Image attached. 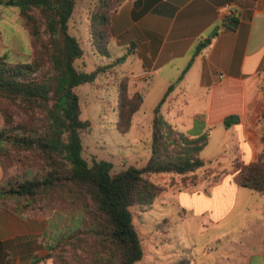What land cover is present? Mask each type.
I'll use <instances>...</instances> for the list:
<instances>
[{"label":"crops","instance_id":"obj_1","mask_svg":"<svg viewBox=\"0 0 264 264\" xmlns=\"http://www.w3.org/2000/svg\"><path fill=\"white\" fill-rule=\"evenodd\" d=\"M225 6L234 13L223 15ZM227 18L237 25H226ZM112 25V45L126 56L118 71L129 74L131 90L142 91L144 103L151 98L154 111L175 83L161 108L164 117L191 137L210 133L201 155L207 164L216 162L215 171L203 174L204 167L195 184L172 189L182 226L190 215L200 222L198 232H209L210 238L203 243L178 238L182 251L169 254L164 264H264V194L238 185L234 170L236 162L256 161L262 149L264 0H125ZM228 117L237 120L227 126ZM7 178L0 159V185ZM240 198L246 202L239 204ZM172 218L163 217L167 226ZM161 219L148 223L147 234L154 235V227L169 234ZM51 225L49 215L26 213L0 199V264H79L76 239L69 237L75 226ZM166 235L150 240L149 252L158 251L160 242L170 245ZM186 250H194L195 258L186 257ZM143 251L138 263L145 259Z\"/></svg>","mask_w":264,"mask_h":264},{"label":"trees","instance_id":"obj_2","mask_svg":"<svg viewBox=\"0 0 264 264\" xmlns=\"http://www.w3.org/2000/svg\"><path fill=\"white\" fill-rule=\"evenodd\" d=\"M124 1L97 0L89 13L90 43L101 57L112 58L115 33L112 20ZM76 4L77 0H0V5L17 11L32 49L31 60L25 63L12 62L7 56L0 55V97L22 113L17 122L9 107L0 109L3 120L0 159L6 172L7 143L27 153L25 158L28 160H34V156L40 159L39 166L26 164L23 180L10 181L8 186L0 185V199L3 203L8 199L26 213L49 212L46 214L49 217L58 215L66 219L67 212L54 209L52 213L44 212L42 206L36 205L39 201L48 202L57 194V199L82 208L79 209L81 212H72V217H68L77 221L75 233L69 237H75L81 231L97 236V243H90L85 237L79 241L98 245L97 253L90 256V264H136L144 251L131 206L140 190L155 186L146 175L173 173L183 177L184 185L195 184L197 171L207 165L201 153L209 142L210 133L191 137L164 117L161 108L175 87L173 83L153 111L151 153L145 166L131 165L113 172L111 161L94 157L89 162L84 156L86 149L82 136L91 123L81 118L77 89L84 83L95 82L107 66L99 65L93 71L76 66L75 62L85 54L80 38L69 30ZM229 24L236 26L237 20L227 18L226 25ZM197 53L198 50L195 55ZM125 58L124 55L111 59V66H119ZM130 81L129 74L121 73L116 103V127L121 134L131 129L135 115L144 103V93L132 91ZM260 88L264 93V81ZM236 120L228 117L225 124L230 126ZM261 141L258 159L247 164L236 162L234 170L238 185L264 194V132ZM86 215L94 219V225H89ZM61 235L66 237L65 229Z\"/></svg>","mask_w":264,"mask_h":264},{"label":"rangeland","instance_id":"obj_3","mask_svg":"<svg viewBox=\"0 0 264 264\" xmlns=\"http://www.w3.org/2000/svg\"><path fill=\"white\" fill-rule=\"evenodd\" d=\"M96 1L77 0L75 11L69 21L70 33L80 38L85 50L84 57L75 62L76 66L79 69L87 71H93L99 65L107 66L99 73L95 82L84 83L77 89L80 97L81 118L83 120H89L91 123L90 128L83 132L82 136L86 149L84 156L89 162H92L94 157L98 160L111 161L113 163V172H117L131 165L142 167L148 163L152 145L151 123L153 120V111L149 107L151 102V98H149L148 101H145L142 109L136 116V120H141V123L138 125L135 120L131 129L126 134H121L117 130V86L121 73L118 71V66H111V59L116 60L123 55V52L117 50L118 48L116 46L111 45L112 58L109 59L101 57L93 50L88 31V17ZM14 10L15 8L13 7L0 5V32L2 34L0 37V55L7 56L12 62L25 63L31 60L32 49L30 39L28 33L23 29V24L20 19L19 22L16 21L14 14H12V12H15ZM3 107H9L15 114L16 121H20L22 113L19 108L15 105H10L5 98L0 97V109ZM7 151L8 154L4 159L7 169L6 176L8 177L4 184L5 186H8V182L10 181L15 182L16 179H24L27 168L26 164L39 166L40 159L38 157L34 156V160H28L25 158L27 153L25 154L24 151L19 150L12 144L7 143ZM205 168L206 171L203 174L210 173L209 170L215 171L216 162L207 164ZM146 177L155 186L140 190L134 204L131 206L133 222L141 235L145 250V259L137 263L164 264L169 254H174L175 251H182L181 246H178L177 243L178 238L185 239L179 240L182 242L196 240L203 243L210 238L211 234L209 232L199 233L196 226H199L200 222L190 217V215L185 221V226H182L180 223V218H178L180 214L175 210L178 205L177 198L172 189L178 190L184 186L186 187L183 184L182 176L173 173H153L147 174ZM189 185H192V183ZM56 197L57 194H54L48 202L39 201L36 205L42 206L41 210L44 212L49 210L52 213L53 209L67 212L66 219H64V216L59 217L58 215L50 217V223L53 224L50 226L51 228L55 227L57 222L58 224H62L67 221L69 223L72 222V225L75 226L77 221L70 220L68 217H72V212H81L79 211V209H82L81 206L63 202ZM245 202V198L238 200L239 204ZM173 212L176 213L172 216ZM45 213L47 214L49 212ZM163 217H173L171 219V225L167 226ZM155 218H162L159 221L162 227L169 230L168 235L157 227H154L156 231L154 235L147 234L152 226L148 223L152 224ZM86 219H88L89 225L95 224L91 216L86 215ZM84 228L85 226L83 225L82 229ZM76 234L74 250L76 260L78 259L79 264H90V256L97 253L98 245H89L85 240L80 243L79 241H82V238L85 237L90 239V243H97L99 242L96 240L97 236L90 233L88 235L87 231H81ZM165 235L171 238V244L164 245L162 244L164 242H160L158 244V251L149 252L148 243L150 240H153L157 236L158 241H161L165 238ZM185 253H187L184 254L185 256L191 255L195 258L196 252L194 250H186ZM151 254L156 256V258L151 256Z\"/></svg>","mask_w":264,"mask_h":264},{"label":"built area","instance_id":"obj_4","mask_svg":"<svg viewBox=\"0 0 264 264\" xmlns=\"http://www.w3.org/2000/svg\"><path fill=\"white\" fill-rule=\"evenodd\" d=\"M234 11L235 10L230 6H225L221 9V12L223 13V15H226V16L232 15Z\"/></svg>","mask_w":264,"mask_h":264}]
</instances>
